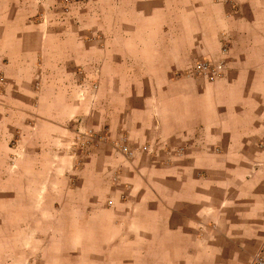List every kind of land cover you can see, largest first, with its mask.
Instances as JSON below:
<instances>
[{"label": "rangeland", "instance_id": "rangeland-1", "mask_svg": "<svg viewBox=\"0 0 264 264\" xmlns=\"http://www.w3.org/2000/svg\"><path fill=\"white\" fill-rule=\"evenodd\" d=\"M176 1L187 36L220 35L216 55L191 59L176 78L213 84L247 69L250 44H264V0H0V264L165 263L132 259L119 236L129 202L124 167L149 147L102 130L100 117L116 98L115 82L104 79L116 70V44L131 58L132 44L158 41L146 20L173 17ZM204 60L224 63L215 82L198 78ZM101 86L112 93L105 98ZM52 134L59 146L37 162ZM246 165L248 182L264 176V161ZM262 246L264 236L252 255ZM251 256L226 261L249 264Z\"/></svg>", "mask_w": 264, "mask_h": 264}, {"label": "crops", "instance_id": "crops-1", "mask_svg": "<svg viewBox=\"0 0 264 264\" xmlns=\"http://www.w3.org/2000/svg\"><path fill=\"white\" fill-rule=\"evenodd\" d=\"M179 2L168 7L178 12L173 17L146 20L158 41L132 44L131 58L116 44V70L104 78L115 82L116 98L101 112L102 130L108 125L116 136L127 133L133 147H149L124 167L129 202L122 205L119 236L132 259L229 264L251 256L264 236V176L248 182L246 165L264 161V44H250L247 69L219 82L176 78L191 59L216 55L220 38L218 32L187 36ZM109 93L101 86V95ZM58 146L54 134L42 139L36 161Z\"/></svg>", "mask_w": 264, "mask_h": 264}, {"label": "built area", "instance_id": "built-area-1", "mask_svg": "<svg viewBox=\"0 0 264 264\" xmlns=\"http://www.w3.org/2000/svg\"><path fill=\"white\" fill-rule=\"evenodd\" d=\"M195 67L198 78H203L209 82H215L221 75V71L224 68V63H214L204 60L196 62ZM145 149L147 150L148 148L145 147ZM123 151L128 156H133V152H131L128 148H123ZM249 264H264V246H262L254 255L251 256Z\"/></svg>", "mask_w": 264, "mask_h": 264}]
</instances>
